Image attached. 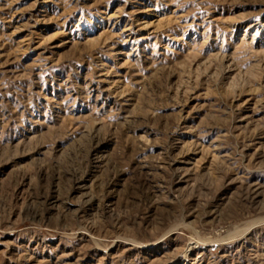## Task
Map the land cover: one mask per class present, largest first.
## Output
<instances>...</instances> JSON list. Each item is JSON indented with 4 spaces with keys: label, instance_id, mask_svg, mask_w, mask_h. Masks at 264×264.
<instances>
[{
    "label": "rangeland",
    "instance_id": "1",
    "mask_svg": "<svg viewBox=\"0 0 264 264\" xmlns=\"http://www.w3.org/2000/svg\"><path fill=\"white\" fill-rule=\"evenodd\" d=\"M0 264H264V0H0Z\"/></svg>",
    "mask_w": 264,
    "mask_h": 264
},
{
    "label": "bare ground",
    "instance_id": "2",
    "mask_svg": "<svg viewBox=\"0 0 264 264\" xmlns=\"http://www.w3.org/2000/svg\"><path fill=\"white\" fill-rule=\"evenodd\" d=\"M49 175V174H48Z\"/></svg>",
    "mask_w": 264,
    "mask_h": 264
}]
</instances>
